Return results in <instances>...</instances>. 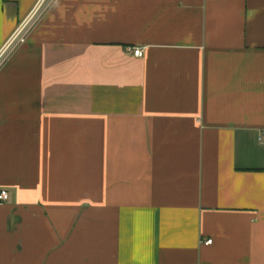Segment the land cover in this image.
I'll list each match as a JSON object with an SVG mask.
<instances>
[{
	"label": "crops",
	"instance_id": "1",
	"mask_svg": "<svg viewBox=\"0 0 264 264\" xmlns=\"http://www.w3.org/2000/svg\"><path fill=\"white\" fill-rule=\"evenodd\" d=\"M262 132L264 0H49L0 69V264H264Z\"/></svg>",
	"mask_w": 264,
	"mask_h": 264
},
{
	"label": "built area",
	"instance_id": "2",
	"mask_svg": "<svg viewBox=\"0 0 264 264\" xmlns=\"http://www.w3.org/2000/svg\"><path fill=\"white\" fill-rule=\"evenodd\" d=\"M48 4L49 0H39L30 16L16 29L15 33L0 51V69L3 67L4 63L15 50L27 43L32 28L34 27L37 20L41 18L43 12L48 7ZM134 55L137 58H142L144 56V52L138 49L135 50ZM259 140L261 142H264V132L261 133ZM9 199V192L7 190H0V204L8 202ZM212 243V240L206 242L207 245H211Z\"/></svg>",
	"mask_w": 264,
	"mask_h": 264
}]
</instances>
